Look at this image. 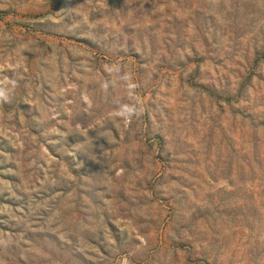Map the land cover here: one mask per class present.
Segmentation results:
<instances>
[{
	"label": "rangeland",
	"instance_id": "rangeland-1",
	"mask_svg": "<svg viewBox=\"0 0 264 264\" xmlns=\"http://www.w3.org/2000/svg\"><path fill=\"white\" fill-rule=\"evenodd\" d=\"M0 264H264V0H0Z\"/></svg>",
	"mask_w": 264,
	"mask_h": 264
}]
</instances>
